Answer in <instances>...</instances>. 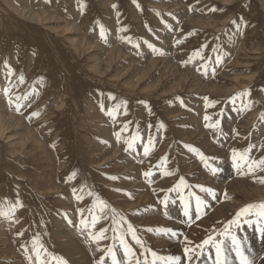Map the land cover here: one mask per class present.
Returning <instances> with one entry per match:
<instances>
[{"label":"rangeland","instance_id":"obj_1","mask_svg":"<svg viewBox=\"0 0 264 264\" xmlns=\"http://www.w3.org/2000/svg\"><path fill=\"white\" fill-rule=\"evenodd\" d=\"M25 93L17 112L15 96ZM262 115L264 0H0V210L23 205L0 216V264H57L54 257L101 264V256L111 264L108 247L124 259L113 239L119 234L141 264L151 260L126 223L114 224L110 209L100 212L97 197L131 223L145 248L189 264L186 246L224 239L219 233L240 208L264 202V171L232 162L233 149L250 145L251 159L264 158ZM198 153L219 171L212 174ZM181 177L187 187L169 191ZM196 196L204 201L200 218ZM92 214L102 218L85 229L80 221L90 223ZM101 227L107 238L93 242L88 232ZM233 231L251 264H264L256 226ZM226 254L239 264L234 251ZM215 259L208 245L192 264Z\"/></svg>","mask_w":264,"mask_h":264},{"label":"snow or ice","instance_id":"obj_2","mask_svg":"<svg viewBox=\"0 0 264 264\" xmlns=\"http://www.w3.org/2000/svg\"><path fill=\"white\" fill-rule=\"evenodd\" d=\"M133 2L135 3L136 0H133ZM139 7V5H137ZM113 7H116L115 5H113ZM100 35L102 38H105V29L103 28V26H101V30H100ZM182 40H178L177 43H182ZM139 45H137L138 47ZM150 48H152L153 46L151 44L148 45ZM202 47H207V45H204ZM155 50V49H154ZM213 51H215V49H213ZM161 55L163 53H160ZM194 56H200L201 58H203L201 56V51L200 50H196L193 54ZM220 57H217V61L219 62ZM191 62V57L189 59V61H186L185 63ZM214 71V70H213ZM21 83H23L24 81V77L23 75H21L19 77ZM9 89L5 88L4 89V94L7 96L9 94ZM248 92L242 93V94H238V95H248ZM29 96V93H25L23 96L21 95H16L15 96V109L17 112H20L22 105V101L27 100ZM110 99H115L114 97H110ZM208 98L205 97V100H207ZM9 104H13V100L10 98L9 99ZM182 103V102H181ZM102 110H103V106ZM117 108H119V105L116 106ZM109 115H113L112 111L108 112ZM33 116H37L39 115L38 112H34L32 113ZM262 119H264V115H262L261 117ZM204 119L207 121L210 119V117H208L207 115L204 117ZM219 124V121L216 122V124H206V127L209 128H214L217 127ZM160 127L163 128L164 125L161 123ZM117 137H119L120 133H116ZM138 137H133V139H136ZM128 143V147H132V143L131 142H127ZM153 145V141L151 138H149L148 143L144 146V155L147 156L149 155V152L151 150V146ZM254 146H249L248 149H246L243 153L239 152L236 149L232 150V162H233V166L236 168H240L242 165H246L247 169H248V173H253L256 169H260L261 171H264V158H261L259 160H254L251 159L249 156V153L251 152L252 148ZM262 147H264V145H262ZM191 151L196 152L197 150L194 148H190ZM198 155L200 156L201 161L204 163V166L206 168H209L212 172V174H215L217 171H219V169L212 167L211 164L208 163V158H206L202 153H198ZM165 175H171L172 173L169 172H165ZM144 175L146 177L151 176V172H145ZM72 176H75V173L72 174ZM110 179H117V177H110ZM260 183H264V177L260 178ZM180 186H184L187 187V184L185 183L183 177H181L179 184L175 186L174 189H170L169 191H173V190H178L180 188ZM200 187L202 192H206L211 196H215V193L213 192L212 189L210 188H206L204 186H197ZM74 192L76 191L75 189L73 190ZM89 196L93 195V193L89 192L88 193ZM226 195V194H225ZM77 199H82L81 196H77ZM196 200V211H197V218L199 217V212L201 209V206L204 204V201L199 197L196 196L195 197ZM168 202H169V198L168 196H165L163 198V200L161 201V203L164 205L165 209H167L168 207ZM181 202L183 204V214L186 217L190 218V204L187 200H185V198L182 196L181 197ZM23 205L17 201L16 204L11 205L9 207V209L7 211L4 210H0V216H10L14 213V211L16 210L17 207H22ZM95 206L99 208L100 212L103 213L105 211V209H110V211L112 212V221L114 224H120L121 221H123L124 223L127 224V233L131 234L132 239L135 241V243L137 245H140V247L143 249V252L141 253V255H143L146 252H150L151 255V260H149L147 258V256L144 257L143 260V264H179L180 261V257L178 256H161L158 255L157 252L152 251L151 249H147L144 247L143 242L140 240V238L136 235V230L135 228L131 225V223H128L127 220L123 217L120 216V220L116 219V216L119 215V213L117 212V210L115 208H110V206L108 205V203L100 198L97 197ZM81 213H83V209L80 210ZM89 212H91V209H89ZM165 215L167 216V212H165ZM101 216L96 215V214H92L91 215V221L90 223L86 220V219H81L80 223L81 225L85 228V229H95L96 225L100 222L101 220ZM107 218V217H105ZM244 225H255L256 226V230L260 233V236L262 238H264V202L261 203H250L245 205L244 207L240 208L234 215V217L227 221V223H225L224 225V229L223 232L219 233L220 236L224 237V239H221L219 241H217L216 239H214V237L209 236L207 239L203 240L202 243L200 245H197L196 248L200 249L199 252L196 251V248H189V247H185L184 248V255L187 257V260L189 261V264H192V261L195 259H198L200 255H202L203 249L205 246L211 245L215 248V253H216V259L214 264H230V262L227 259V252L229 251H234L236 258L239 260V264H251V261L248 259V257L245 255L243 247H242V243L241 240L238 238L236 232L233 231V229H241ZM108 228H104L101 227L97 232L93 233L92 231L88 232V236L89 238L93 241V242H99L101 240L106 239V232L108 231ZM113 232H116L117 229L113 228L112 229ZM148 231H157L158 233H171L172 236H176L177 234L175 232H172L171 229H148ZM19 235H23V233H19ZM113 239H119V243L120 246L123 249V257L124 259L121 260L118 258L117 256V251L114 247H108L107 251L105 253L106 256L110 257L111 259V264H133V259H135V264H141V260L139 258H136V253L133 251V248L127 243L126 239H125V235L124 234H119L118 236H114ZM185 240L187 241V238L185 237ZM225 241H227V243H225ZM188 243H191L190 241ZM33 244V248L36 251V257L37 260L40 259V248H42V245H39V247H37V245L39 244V238H34L32 241ZM98 251H103V249H100L98 247L97 249ZM54 259L57 260V264H67V261H65L63 258L61 257H54ZM105 257L101 256L100 258V262L101 264H103ZM40 264H43V261L40 262Z\"/></svg>","mask_w":264,"mask_h":264},{"label":"bare ground","instance_id":"obj_3","mask_svg":"<svg viewBox=\"0 0 264 264\" xmlns=\"http://www.w3.org/2000/svg\"><path fill=\"white\" fill-rule=\"evenodd\" d=\"M0 123H1V121H0Z\"/></svg>","mask_w":264,"mask_h":264}]
</instances>
